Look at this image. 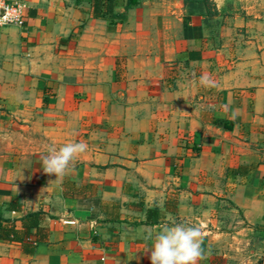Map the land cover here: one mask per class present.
Listing matches in <instances>:
<instances>
[{
    "label": "crops",
    "instance_id": "0c3cea01",
    "mask_svg": "<svg viewBox=\"0 0 264 264\" xmlns=\"http://www.w3.org/2000/svg\"><path fill=\"white\" fill-rule=\"evenodd\" d=\"M17 1L24 24L0 28V264H151L176 223L201 227L199 264H264V0H115L124 19ZM81 141L73 170L43 172Z\"/></svg>",
    "mask_w": 264,
    "mask_h": 264
},
{
    "label": "clouds",
    "instance_id": "9594fccd",
    "mask_svg": "<svg viewBox=\"0 0 264 264\" xmlns=\"http://www.w3.org/2000/svg\"><path fill=\"white\" fill-rule=\"evenodd\" d=\"M205 86H215L214 81L206 75L200 77ZM225 109L227 105L223 106ZM233 112V116H235ZM88 149L87 143L69 142L59 148L50 147L42 157L45 174L63 176L73 170L76 159ZM152 246L146 248L151 264H199L207 258L202 247L203 232L198 225L186 223L163 224L154 236Z\"/></svg>",
    "mask_w": 264,
    "mask_h": 264
},
{
    "label": "trees",
    "instance_id": "16d2710c",
    "mask_svg": "<svg viewBox=\"0 0 264 264\" xmlns=\"http://www.w3.org/2000/svg\"><path fill=\"white\" fill-rule=\"evenodd\" d=\"M91 2V16L95 18H100L103 16L111 15L115 16L117 15L120 19H124V14H117L115 9V0H90ZM133 5L132 0H127L126 2V8H130ZM151 214H157L159 213L158 209H150ZM41 214L39 212H34L28 215V220L32 219V224L35 223V225L39 224ZM28 224V222H27Z\"/></svg>",
    "mask_w": 264,
    "mask_h": 264
},
{
    "label": "built area",
    "instance_id": "2783aa9c",
    "mask_svg": "<svg viewBox=\"0 0 264 264\" xmlns=\"http://www.w3.org/2000/svg\"><path fill=\"white\" fill-rule=\"evenodd\" d=\"M24 5L17 0H0V28L12 24L23 25Z\"/></svg>",
    "mask_w": 264,
    "mask_h": 264
},
{
    "label": "rangeland",
    "instance_id": "374dc122",
    "mask_svg": "<svg viewBox=\"0 0 264 264\" xmlns=\"http://www.w3.org/2000/svg\"><path fill=\"white\" fill-rule=\"evenodd\" d=\"M240 217H236V219H239Z\"/></svg>",
    "mask_w": 264,
    "mask_h": 264
}]
</instances>
